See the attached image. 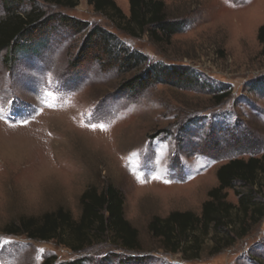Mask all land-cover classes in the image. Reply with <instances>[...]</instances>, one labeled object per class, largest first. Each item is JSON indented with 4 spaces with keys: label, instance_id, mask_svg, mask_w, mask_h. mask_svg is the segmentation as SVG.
I'll return each instance as SVG.
<instances>
[{
    "label": "rangeland",
    "instance_id": "374dc122",
    "mask_svg": "<svg viewBox=\"0 0 264 264\" xmlns=\"http://www.w3.org/2000/svg\"><path fill=\"white\" fill-rule=\"evenodd\" d=\"M113 1L127 17L128 0ZM161 1L168 20L180 25L168 44L130 38L78 0L74 9L38 2L51 20L23 50L0 52V241L9 242L0 246V264H264V217L217 255L210 256L206 240L200 258L189 262L164 253L147 228L153 217L174 211L198 215L217 186L218 167L264 152V57L256 39L264 0ZM21 9L29 10L27 0ZM61 17L87 27L76 32ZM94 25L145 61L121 71L84 53L76 67ZM153 65L188 68L195 83L122 90ZM220 95L227 97L218 103ZM22 119L28 123L21 126ZM107 185L124 197V218L138 232L139 251L108 239L74 253L54 241L4 233L21 218L59 208L77 220L82 192ZM260 198L264 202V192ZM228 201L236 204L231 191Z\"/></svg>",
    "mask_w": 264,
    "mask_h": 264
},
{
    "label": "trees",
    "instance_id": "16d2710c",
    "mask_svg": "<svg viewBox=\"0 0 264 264\" xmlns=\"http://www.w3.org/2000/svg\"><path fill=\"white\" fill-rule=\"evenodd\" d=\"M25 0H0L5 13L0 19V52L10 54L23 50L28 38L42 29L53 15H47L40 3L58 8L74 9L78 0H27L29 10H22ZM93 11L114 21L116 29L126 36L137 39L147 36L155 44H168L180 30L179 23L169 21L161 0H128L129 14L123 15L113 0H86ZM61 23L74 31L86 29V23L73 18H60ZM260 56L264 57V26L256 36ZM86 53L102 65H116L121 71H132L145 59L99 28L92 26L85 34L76 57L83 62ZM89 59V58H87ZM188 68L153 65L142 70L122 86V90H144L150 85L186 87L192 86L194 78ZM227 95L217 96L218 103ZM217 186L206 194L200 213L174 211L166 217H153L148 223L151 236L159 240L166 254H180L184 261L200 258L206 240L212 242L210 256L217 255L246 237L264 217V152L259 157L232 159L216 170ZM232 192L236 204L228 201ZM80 214L74 220L71 214L59 208L44 213L39 218L25 217L8 225L6 235H23L30 241L50 242L64 246L74 253L85 252L94 244L111 239L119 249L135 252L140 250L138 232L124 218V197L112 185L102 189L90 186L79 198ZM73 260L64 264H79ZM42 264H51L44 260Z\"/></svg>",
    "mask_w": 264,
    "mask_h": 264
},
{
    "label": "snow or ice",
    "instance_id": "6c2138e0",
    "mask_svg": "<svg viewBox=\"0 0 264 264\" xmlns=\"http://www.w3.org/2000/svg\"><path fill=\"white\" fill-rule=\"evenodd\" d=\"M28 123L27 119H22L21 126L26 125ZM97 125L93 124V129L96 128ZM101 129H103V125H100ZM4 243H9L7 241H0V246H2Z\"/></svg>",
    "mask_w": 264,
    "mask_h": 264
}]
</instances>
